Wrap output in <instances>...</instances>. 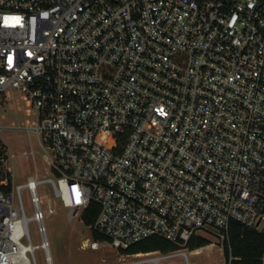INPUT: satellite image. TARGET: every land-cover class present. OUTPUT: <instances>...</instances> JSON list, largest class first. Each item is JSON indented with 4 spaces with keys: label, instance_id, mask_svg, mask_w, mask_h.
I'll return each mask as SVG.
<instances>
[{
    "label": "built area",
    "instance_id": "1",
    "mask_svg": "<svg viewBox=\"0 0 264 264\" xmlns=\"http://www.w3.org/2000/svg\"><path fill=\"white\" fill-rule=\"evenodd\" d=\"M11 89L33 118L0 120V264H54L43 183L72 218L100 206L86 247L177 245L119 264H195L200 232L264 230V0H0L1 108ZM7 130L36 134L51 175L17 182Z\"/></svg>",
    "mask_w": 264,
    "mask_h": 264
},
{
    "label": "rangeland",
    "instance_id": "2",
    "mask_svg": "<svg viewBox=\"0 0 264 264\" xmlns=\"http://www.w3.org/2000/svg\"><path fill=\"white\" fill-rule=\"evenodd\" d=\"M11 91L13 95L4 100V108L0 107L1 122L10 125L13 122H26L28 118L31 121L33 117L27 115V102L15 89H11ZM2 115L4 117H1ZM5 140L17 154L13 165L18 183L26 182L29 176L43 178L44 175H51L46 169L47 163L42 156L43 149L35 133L26 130H7ZM26 149L34 150L35 154L26 158L22 153ZM38 195L41 197L42 208L45 212V226L54 264H119L138 259L134 254H123L120 250L107 244H103L98 249L86 247L87 238L90 241L95 238L92 228L83 222L81 215L72 218L70 209L61 198L55 195L49 183L38 186ZM23 199L31 213L33 206L29 189L23 190ZM29 231L33 245H40L42 238L36 221L30 223ZM199 235L207 237L212 241V244L200 252L190 253L192 262L195 264L228 263L224 253L226 239L206 232H200ZM35 255L37 264H47L43 248H36ZM180 263L179 260L174 262V264Z\"/></svg>",
    "mask_w": 264,
    "mask_h": 264
},
{
    "label": "trees",
    "instance_id": "3",
    "mask_svg": "<svg viewBox=\"0 0 264 264\" xmlns=\"http://www.w3.org/2000/svg\"><path fill=\"white\" fill-rule=\"evenodd\" d=\"M100 206L92 203L82 214L83 222L92 227L97 220ZM95 240H106V237L93 231ZM212 241L202 235H194L188 243L190 252H200L209 247ZM177 249L174 243L159 237L152 236L139 241L127 249L120 250L123 254H139L152 251H171ZM224 253L231 264H263L264 256V230L255 227L244 226L240 222L232 220L229 228V238L225 240Z\"/></svg>",
    "mask_w": 264,
    "mask_h": 264
}]
</instances>
